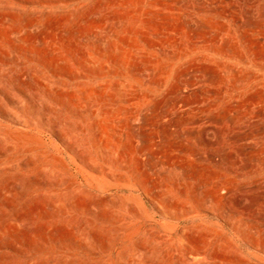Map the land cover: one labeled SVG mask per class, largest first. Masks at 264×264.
<instances>
[{
    "label": "rangeland",
    "instance_id": "1",
    "mask_svg": "<svg viewBox=\"0 0 264 264\" xmlns=\"http://www.w3.org/2000/svg\"><path fill=\"white\" fill-rule=\"evenodd\" d=\"M0 264H264V0H0Z\"/></svg>",
    "mask_w": 264,
    "mask_h": 264
}]
</instances>
